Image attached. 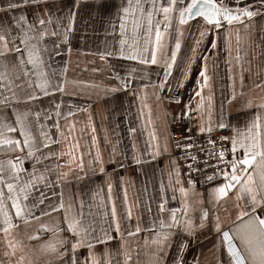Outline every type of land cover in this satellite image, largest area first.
Returning a JSON list of instances; mask_svg holds the SVG:
<instances>
[{
    "label": "crops",
    "instance_id": "1",
    "mask_svg": "<svg viewBox=\"0 0 264 264\" xmlns=\"http://www.w3.org/2000/svg\"><path fill=\"white\" fill-rule=\"evenodd\" d=\"M48 2L51 3L52 0ZM71 2L72 0H55L56 8H61L66 14ZM224 2L235 6L233 0ZM238 2L241 7L252 4L253 10L260 7V0ZM93 3L94 0H80L81 7L77 10L75 30L70 36L69 45L62 46L59 55L52 53L50 59L47 55L44 56L50 65L46 70L54 73L52 83L62 82L63 92L40 95L37 100L27 102L25 97L30 89L17 79L20 69L13 67L15 61L11 55L0 58V72H4L8 77L3 83L10 87L20 100V103L14 105L17 112L27 114V123L35 137V145L39 147L43 139L33 115L39 112L43 130L58 141L50 147L53 151L65 153L58 159L46 161L61 165L59 171L69 173L55 189L58 194L63 193L65 204L74 202L73 210L79 211L83 202L84 223L91 222L97 235L101 229L108 228L112 204H115L122 235L117 236L111 231L114 239L94 246L93 252L98 264H105L106 260H110V264H125L128 257H131L128 264H155L154 253L157 245L151 241V225L160 215L159 204L162 199L166 200L163 214L166 218L168 209L182 207L181 194L179 191L173 192V188L180 187L176 183L177 180L182 182L183 187L188 188L173 154L172 131L181 127L182 131L187 133H201L198 129L202 124L205 128L211 124L214 131L219 129L215 125L223 117L228 125L225 128L231 136L234 127L243 130L244 125L252 119L256 109L246 108L245 101L251 100L253 105L264 102V14H258L250 21L242 18L244 24L233 22L231 26L224 25L221 29H213L199 45L196 41L201 39L200 32L207 28L204 22L190 21L180 26L181 49L171 76L166 77L163 60L152 65L116 56H105L103 60L100 58V53L115 51L120 47V21L117 16L127 0H108L109 9L103 18L92 9ZM40 7L43 8V4ZM53 12H56L55 8ZM21 14L27 15L29 23L35 22L33 16L37 13L34 6L30 5L10 10L6 14L0 13V24H11L12 18ZM111 23L116 24L115 34L112 33ZM49 30L51 31V26ZM12 31L15 33L16 29L13 27ZM175 35V31L169 29V47L174 44ZM213 38L217 40L215 49L211 48ZM124 39L129 44L138 39L143 45L144 35L143 32L137 34L129 29ZM61 41V36H49L45 38L44 43L51 49L54 42ZM194 47L195 52L192 51ZM205 56L209 82L208 86L202 89L204 99L201 104L196 91L199 71L205 66ZM189 60L190 72L183 82L184 86L178 90L181 101L178 104L170 98L168 86L161 91L157 85L161 79H166L173 92H176L177 79L181 71H188L184 65ZM9 80L13 81L10 85ZM122 80L131 81L128 88L121 87ZM233 93L235 98H231ZM0 94L10 97L6 89H0ZM190 98L192 110L188 111L187 116L179 115L183 110L182 105L188 104ZM197 104H201L198 111ZM56 105H59V117L56 116ZM261 112L264 114V110ZM45 113L50 116L49 119L44 118ZM0 114L10 115L4 105H0ZM56 123L60 126L59 132L54 126ZM69 125L72 126L70 135ZM152 135H155V140L151 138ZM158 148L160 151L157 152ZM97 154L103 160L104 173L99 171L101 165L89 164ZM18 155L19 151L0 146V161L5 162V174L9 171L7 160ZM133 157L142 163L137 165L133 162ZM81 160L82 168L77 166ZM113 160L122 161L125 167H119ZM31 167V163L25 161L24 168L30 170ZM249 170L251 171V168ZM55 178V175L49 177L51 180ZM255 178L258 183L259 175ZM221 182L222 179H218L205 187L195 186V192H188L186 202L189 215L195 224L199 223L200 200L210 214L219 216L224 230L233 227V222L239 223L236 221L235 204L239 203L243 207L244 200L236 201L234 192L230 193L229 199L219 201L215 208L209 204L208 190ZM109 184L112 185L111 200L108 198ZM40 191H44L46 196H51L50 191L41 187L31 194L30 201L37 200ZM173 195L176 199H172ZM47 203L46 200L45 205ZM45 205L38 206L37 215L39 208H44ZM129 210L130 220L127 219ZM63 211L61 209L59 213L40 217L39 221L33 220L27 225L21 224L18 230H13L7 240L17 244L14 254L5 243L3 232H0V264H18L21 257L22 264H58L53 255L41 247L45 242L53 240L52 232L43 231L38 239H29V236L37 230L39 223H48L51 226L60 220ZM137 226L142 229L140 233L127 235L129 230L134 231ZM59 235L70 237L66 231ZM181 237L188 242L183 251L186 264H195L196 260L199 264H228V253L221 246L217 234L198 228L195 239L186 233L174 232L170 237L172 246L168 249V264H172L176 255V244ZM6 251L8 255L4 254ZM86 255L87 249H78L81 260Z\"/></svg>",
    "mask_w": 264,
    "mask_h": 264
},
{
    "label": "snow or ice",
    "instance_id": "2",
    "mask_svg": "<svg viewBox=\"0 0 264 264\" xmlns=\"http://www.w3.org/2000/svg\"><path fill=\"white\" fill-rule=\"evenodd\" d=\"M41 4H43V8L40 7ZM233 4L235 6L225 3L224 0H219V2L218 0H135L134 3L133 0H127L117 16L120 21V47L115 51L100 53V58L103 60L105 56H116L152 65L163 60L165 76H171L181 49L180 26L188 24L190 21L199 23L202 20L207 28L200 32L201 39L196 41V44L199 45L208 32L213 29H221L224 25L231 26L233 22L244 24L242 18H247L250 21L254 16L264 14V0H260V7L257 10H253L252 4H245L241 7L238 0H233ZM30 5L34 6L37 13L33 16L34 23H29L27 15L21 14L18 17H13L11 24H0V32L3 33L0 34V58L9 55L13 57L15 61L13 67L20 69L17 79L30 89L29 94L25 97L27 102L37 100L40 95L47 96L55 91L63 92L62 82L52 83L54 73H49L46 70L50 65L47 64L44 56L47 55L50 59L52 53L59 55L61 47L69 45L70 36L75 30L77 10L81 7L80 0H72L67 13L64 14L61 8H56L55 0H52L51 3L48 0H0V13L6 14L10 10L26 8ZM91 7L99 17L103 18L109 9L108 0H94ZM54 8L56 12H53ZM129 20L130 23H128ZM50 26L51 31L49 30ZM244 26L247 27V25ZM13 27L16 29L15 33L12 31ZM110 27L112 33L115 34L116 24L111 23ZM129 29L137 34L143 32V45L138 39L133 40L131 44L124 39ZM169 29H173L176 33L175 42L170 47L167 43ZM106 34H108L107 29ZM49 36H61L62 41L54 42L52 48L49 49L44 43L45 38ZM216 47L217 40L213 38L211 48L215 49ZM195 50L194 47L192 51L195 52ZM206 61L207 56H205V66L200 69L197 80L196 96L200 97L201 104L204 99L202 89L207 87L209 82ZM190 65L191 60L185 63L184 67L188 71H181L176 82V92H173L166 79H161L157 85L161 91L168 86L170 98L178 104L181 102L178 90L184 86L183 82L190 72ZM117 79L122 78L117 77ZM5 80H8V77L4 72H0V89H6L10 93V97L0 94V105H4L10 113L9 116L0 114V146H8L13 151L20 153V155L7 160L9 170L7 174H5V162L0 161V232H3L6 238L5 243L13 250L12 254H14L17 244L7 240L13 230H18L21 224L27 225L30 221H39L40 217L59 213L63 209L60 220L51 226L48 223H39L37 230L29 236V239H38L41 232L50 231L53 233V240L45 242L41 247L49 251L58 264H98L93 252L94 246L114 239L110 234L111 231H114L117 236L122 235L115 204H112L108 228L101 229L99 235L95 234L91 222L84 223L83 202H81L79 211L73 210L74 202L65 204L63 193L58 194L55 189L61 185L69 173L60 172L61 165L59 164L46 163V161L58 159L65 153L53 151L50 147L58 141L43 130L44 125L41 123L39 112H35L33 115L36 117V126L40 129V136L43 139L39 147L35 145V137L27 123V114L17 112L14 105L20 103V100L11 91V88L3 83ZM12 83L13 81H8L9 85ZM130 83V80H122L121 87L128 88ZM115 90L113 89V91ZM231 98H235V93ZM201 104L196 105L197 111ZM244 106L249 109L255 107L256 111L253 113L252 119L244 125L243 130L234 127L233 135L220 137L221 140L230 142V148L221 146L215 157H212L210 152L208 153L209 157L217 161V165L213 166V175L208 176L207 179L211 181L222 178L221 183L208 190L209 204L215 208L219 201L229 199L230 193L234 192L236 201L244 200L243 207L239 203L235 204L236 221L239 223L233 222V227L224 230L219 216L215 213L210 214L202 206L203 201L200 200L199 223L195 224L189 215L186 197L189 191L195 192L196 181L189 178L188 188H185L182 182L177 180L176 183L180 187L173 188V192L179 191L181 194L182 207L168 209V215L165 218L163 214L166 200L162 199L159 204L160 215L151 225V241L157 245V250L154 253L155 264H168V249L172 246L170 237L174 232L176 234L183 232L195 239L197 228L209 232L214 231L217 234L221 246L227 248L228 264H264V114L261 112L264 110V102L253 105L252 101L248 100L245 101ZM55 107L57 109L56 116L59 117L61 115L58 111L59 105ZM182 109L179 115L187 116L188 111L192 110L191 98L188 104L182 105ZM44 118L49 119L50 116L45 113ZM54 126L59 132V124L56 123ZM215 126L221 129L228 127L223 117ZM198 130L201 133L205 131L211 133L213 126L210 124L205 128L202 124ZM71 132L72 126L69 125L68 134L70 135ZM151 138L156 139L155 135H152ZM208 143L215 146V141L211 139L208 140ZM76 146L78 147V144ZM177 147H181V145L177 143ZM187 147L190 149L191 145L189 144ZM158 151H160L159 148ZM229 153L231 158L227 159ZM25 161L31 163L30 170L24 168ZM112 162L121 168L125 167L120 160ZM133 162L137 165L142 163L135 157H133ZM93 163L101 165L99 171L104 173L103 160L99 154L94 160L89 161L90 165ZM220 164H223L224 167L217 171L216 168ZM77 166L82 168L83 160ZM188 167L190 170L193 169L191 164ZM257 174L259 175L258 183L255 178ZM52 175H55V180L49 179ZM41 187L50 191L51 196H46L44 191H40L39 198L34 202L30 201L31 194ZM111 188L112 185L109 184V200H111ZM53 198L56 199L53 200ZM172 199H176V196L173 195ZM46 200L48 203L45 205ZM39 205H45V207L39 208V215H37ZM127 219H131L130 210L127 213ZM65 231L70 234V237L65 238L59 235ZM141 231L142 229L137 226L134 231L129 230L127 235L134 236ZM187 244L188 242L181 237L176 244V255L173 257L172 264H186L183 251ZM80 248L87 249V255L83 260L78 256ZM4 254L8 255L9 253L6 251ZM107 255L106 250L105 256ZM130 259L131 257H128L125 264H128ZM22 262L23 257L20 258L18 264H22ZM105 264H110V260H106ZM195 264H199V261L196 260Z\"/></svg>",
    "mask_w": 264,
    "mask_h": 264
},
{
    "label": "built area",
    "instance_id": "3",
    "mask_svg": "<svg viewBox=\"0 0 264 264\" xmlns=\"http://www.w3.org/2000/svg\"><path fill=\"white\" fill-rule=\"evenodd\" d=\"M221 136L229 137V130L227 128H219L211 133H187L182 131L181 127H176L172 131L173 154L185 182L191 178L196 181L195 186L205 187L215 180L222 179L217 178L211 181L207 179L208 176L213 175V166L217 165V161L209 157L208 153L210 152L211 156L215 157L221 146L229 147V142L221 140ZM209 139L215 141V146L208 143ZM177 143L181 147H177ZM189 144L191 145L190 149L187 147ZM192 157H195V159H192ZM226 158L230 159L231 154L229 153ZM205 161H207V164H205ZM189 164L193 165V169H189ZM223 167L224 165L220 164L216 170L218 171ZM228 170L230 171V169ZM224 248L227 251V248Z\"/></svg>",
    "mask_w": 264,
    "mask_h": 264
}]
</instances>
